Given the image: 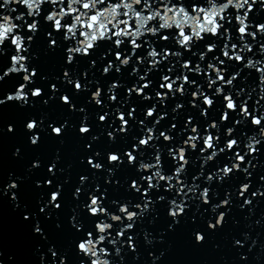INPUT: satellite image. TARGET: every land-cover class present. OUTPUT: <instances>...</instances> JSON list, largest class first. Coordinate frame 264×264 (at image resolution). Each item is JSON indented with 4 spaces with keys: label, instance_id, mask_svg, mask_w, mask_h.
<instances>
[{
    "label": "water",
    "instance_id": "obj_1",
    "mask_svg": "<svg viewBox=\"0 0 264 264\" xmlns=\"http://www.w3.org/2000/svg\"><path fill=\"white\" fill-rule=\"evenodd\" d=\"M249 2L251 3V0ZM0 4H3V0H0ZM7 7L16 8L17 11L9 12L0 8V15L15 17L24 13L25 18L31 23V18L27 17V10L22 5L10 4ZM44 7V13L38 18L39 30L33 36L32 41L28 42V52L23 53L29 58V69H35L38 73L33 77V83L27 85L28 102L7 100V96L14 95L19 85L24 83L22 74H9L0 80V100L5 101L0 105V264H52L53 257L49 248L57 252L56 264H59L60 257L65 259V264H80L81 260L84 264H90L88 258L80 254L75 247L80 233L72 227V217L77 216V219L84 221L86 225L94 219L83 206L89 202L88 194L93 192L97 186L101 191L106 190L105 206H110V202L114 200L121 203L128 200L133 203L137 202L138 194H135L129 185L140 175L137 171L139 161L134 165L128 164L124 153L131 150V145L135 142L134 137L138 141L145 134V129L139 121L144 120L146 126L152 127L155 118L167 113L160 124L155 125L156 134L166 131L177 140H182L189 134L181 135L185 119L191 115L200 121L203 132L204 118L199 115V109L192 108L189 103L192 100L191 92L195 91V86H187L188 91L185 96L181 97L177 93L174 99H169L164 104H161L155 97V92L150 90L146 91L153 96L151 101H143L135 93L128 96L127 89L137 80L136 76L130 75L132 66L135 65L139 69V75H143L149 65L147 62L143 65L136 64V57H132V64L126 68L122 67L121 73H117L113 67L108 74H105L103 69L109 60L114 64L119 63L115 60L114 54L103 58L105 51L110 47L108 44H101L90 56L77 55L75 62L68 64L66 49L70 45L63 40V32L59 34L53 32V38L57 39L58 47H50V38L47 33L52 29L50 24H46L43 20V15L51 10V5ZM230 11L234 17L235 10L230 9ZM249 15L253 25L250 31L255 32V25L264 24V7L261 6V0H257ZM16 23L22 22L16 21ZM233 24H235L234 19ZM21 34L25 37L32 35L27 31L26 26ZM145 39L149 41L155 39L158 42L157 47L163 43L159 42L158 37L148 36ZM208 42L209 40L206 39L203 43L194 46L195 56L179 49L174 41H170L168 47L172 51L179 50L183 53L181 62L183 59L191 58L192 65L195 66L200 50H204L203 44ZM247 42L254 49V54L248 53L247 55L253 56V59H264V54L259 52L260 45L264 43V36L257 33L256 41L248 37ZM220 44L222 45V42ZM125 47L127 54L130 55L131 49L127 46V42ZM15 54V48L9 41L3 51H0V75L11 67V57ZM216 54L219 55L218 50ZM212 55L209 53L206 60L200 62L205 70H207L206 64ZM93 60L95 65L92 64ZM212 62L215 63V61ZM168 66L167 63H162L160 70L172 75L167 72ZM236 67L239 68L242 65H236ZM65 71L69 72L74 82L79 80L85 88L77 91L74 84L67 83L64 78ZM232 71L233 69L229 68L228 74ZM243 74L241 73L242 76ZM150 78L158 90L159 71L153 69ZM191 79L196 80L197 84L202 85L203 89L211 95L213 90L207 89L202 76L193 75ZM113 82L120 84L119 88L113 90L118 97L116 101L108 98L110 95L108 87ZM138 83H143V81ZM236 83L239 84V80ZM52 85H55V91ZM37 87L42 90V95L32 97L31 90ZM97 87H100L103 92L101 105H96L91 99ZM258 94L259 88L253 94V100L249 101L250 107L258 98ZM63 95L71 98V105L65 104L60 99ZM177 103L183 104L184 107L173 113L172 109ZM196 103L200 104V108L204 107L202 98ZM261 104H264V101H261ZM153 105L156 107L154 118L145 119V110ZM117 108L121 109L126 116L131 108L136 109L135 119L129 120L130 127L127 135L117 131L120 127V121L116 119L115 110ZM223 110V105L218 102L216 108L209 110L208 121L215 119L219 122V116ZM105 113H108L107 120L101 122L99 116ZM232 115V120L221 124L220 133L214 132L216 135H221L217 149L224 145L225 140L222 135L224 129L234 126V119H239L235 114ZM33 120L39 127L29 131L26 125ZM82 122L90 128V132L86 135L79 132ZM173 123L177 124L176 129H171ZM61 126L64 127L63 134L55 135L52 127ZM235 127L239 134L241 126ZM9 128L12 130L9 131ZM109 132L114 134V140L108 138ZM244 132L247 135L258 133V129L251 127L250 118ZM33 136L39 137L35 145L31 142ZM239 138L241 140L239 150L243 155L247 151L244 148L247 140L244 135H239ZM89 144L91 148L88 147ZM156 147L163 150L167 164L170 160L166 151L169 145L161 137ZM199 147H203L202 140ZM199 147L197 150L188 149L190 163L187 165V178L189 183L192 182L191 177L199 172L204 163V157L210 154L208 152L201 154ZM257 147L259 148L258 153L246 156V161H251V166L247 163L242 165V167H248L251 173L248 181L244 180L243 173H235L225 178L223 182L214 180L210 185L203 183V177L199 181L201 188L209 186L217 194L213 196L212 203H218L223 199L226 191L233 192L231 205L218 210L226 212V220L222 226H218L214 231L207 228L208 219L211 218L215 223L218 212L212 213L208 205H200L198 193L196 196L189 193L187 197L189 206L185 215L180 217L181 223L176 225L174 230L169 229L172 220L168 216L166 201L158 202L154 211L146 213L142 220L137 222L134 232L127 233L124 237L126 241L127 235H135L136 252L131 251L126 242L121 245L118 241L117 247H121L122 250L120 256H116L115 250L109 246L112 251L110 259L113 264H264V196L259 195V192H264V180H261V177H264V139H261ZM112 152L121 156L123 161L121 165L109 164L107 156ZM154 152L155 148L150 146L146 154H154ZM96 153L100 155L97 156ZM227 155L231 156L232 153L227 152ZM89 158H92L94 163L103 164L104 167L100 170L93 169L88 164ZM224 160L225 154H221L215 163L204 164L205 176L209 172H215L217 166L223 167ZM34 164H38L39 167H34ZM50 167H53L51 173L48 171ZM109 169H113L111 174ZM82 176L88 178L83 184L81 183ZM49 180L52 182L50 185L46 183ZM242 182H250V190L246 198L252 200L250 206L244 205L243 208L240 207L243 204V198L238 199L236 194ZM12 183H15L17 188H9L8 186ZM78 187L82 192L79 197L74 195ZM58 190L60 198L57 202L61 204L59 209L55 208L54 204L48 203L50 194ZM253 192H257V195L253 196ZM163 194L168 198L172 195ZM179 199L180 197H177L178 201ZM193 200L197 202L193 203ZM41 208L44 209L43 212ZM25 216L28 218L25 219ZM193 218H195V223L192 222ZM37 224L42 230L41 233L34 231ZM194 231H200L206 237L202 244L195 241ZM145 234L152 241L151 244L145 242ZM237 240L241 241L242 246L235 243ZM241 257H246V259H241Z\"/></svg>",
    "mask_w": 264,
    "mask_h": 264
},
{
    "label": "snow or ice",
    "instance_id": "obj_2",
    "mask_svg": "<svg viewBox=\"0 0 264 264\" xmlns=\"http://www.w3.org/2000/svg\"><path fill=\"white\" fill-rule=\"evenodd\" d=\"M255 3L257 0H251V3L249 0H3V4H0V8L9 12H15L17 9H9L8 5H22L27 10V17L31 18V23H29L24 13L15 17L0 15V51H3L4 46L10 41L16 53L11 57V67L3 71L0 80L9 74H22L24 81L19 85L14 95L7 96L8 101L28 102L27 85L33 83V77L38 73L35 69H29V58L23 53L28 52V42L32 41L33 36L39 30L38 18L44 13L45 5H51V10L43 15V20L46 24H50L52 29L47 33L50 38V47H58L57 39L53 38V32L57 34L63 32V40L70 45L66 49L68 64H73L77 55L90 56L101 44H108L110 47L105 51L103 58L114 54L115 60L119 63L114 64L109 60L103 69L105 74H108L113 67L117 73H121L122 67L126 68L132 64V57H136V64L143 65L147 62L149 65L143 75H139V69L135 65L132 66L130 75L136 76L137 80L127 89L128 96L135 93L143 101H151L153 96L146 91L150 90L154 91L158 101L164 104L165 101L174 99L177 93L181 97L185 96L188 91L187 86H195V91L191 92L192 100L189 103L192 108L199 109V115L204 118L203 132L200 121L191 115L185 119L184 127L181 129V135L189 133L182 140H177L166 131L156 134L155 125L160 124L167 113L155 118L152 127L146 126L144 120L139 121V124L145 129V134L138 141L134 137L135 142L132 143L131 150L124 153L127 156L128 164L134 165L139 161L137 171L140 175L138 179H133L129 185V188L138 194L137 202L133 203L128 200L121 203L114 200L110 202V206H105L106 190L101 191L97 186L93 192L88 194L89 202L83 206L94 219L86 225L84 221L78 220L77 216L72 217V227L80 233L75 247L80 254L88 258L90 264H113L110 259L112 251L109 246L115 250L116 256H120L122 249L117 247L118 241L121 245L126 242L128 248L136 252L135 235H127L126 241L124 237L127 233L134 232L137 222L141 221L146 213L154 211L158 202L166 201L168 205V216L172 220V224L169 225L170 230H174L175 226L181 223L180 217L185 215L189 206L187 203L189 193L193 196L198 193L200 205H208L212 213L218 212L215 223L211 218L208 219L207 228L209 230L214 231L225 222L226 212L218 210L231 205L233 192L226 191L223 199L218 203H212L213 196L217 194L209 186L201 188L199 181L203 177V183L210 185L214 180L223 182L225 178L231 177L235 173H243L244 180L248 181L251 173L248 167H242V165L247 163L251 166V161H246V156L258 153L257 146L261 143V139H264V104H261V101H264V59H253V56L247 55L248 53L254 54V49L247 42V38L251 37L253 41H256L257 33L264 36V24L255 25V32L250 31L253 25L249 13L253 11ZM261 6L264 7V0H261ZM230 9L235 10L234 17ZM233 19L235 24H233ZM16 21L22 23H16ZM25 26L32 35L25 37L21 34ZM148 36L158 37L159 42L163 43L157 47L158 42L155 39L153 41L145 39ZM206 39L209 42L203 44L204 50H200L195 66L192 65L191 58L183 59L181 62L183 53L179 50L172 51L168 47V43L174 41L179 49L195 56L194 46L203 43ZM126 42L131 49L130 55L127 54ZM73 44L75 46H71ZM217 50L219 55L216 54ZM259 52L264 54V43L260 45ZM209 53L213 55L206 64L207 70H205L200 62L205 61ZM162 63L169 65L167 72L172 75L165 74L160 70ZM92 64L95 65L94 60ZM236 65H242V67L237 68ZM229 68L233 69L231 74H228ZM153 69L159 71L158 90L150 78ZM241 73H244L243 76ZM193 75L204 78L207 89L213 90L211 95L203 89L202 85L197 84L196 80L191 79ZM64 78L67 83L74 84L77 91L85 88V85L79 80L74 82L68 71L64 72ZM238 80L239 84L236 83ZM139 81H143V83H138ZM119 87L120 84L116 82L109 85V100H117L118 97L113 90ZM52 88L54 91L56 90L55 85H52ZM257 88H259L258 98L250 107L249 101L253 100V94ZM246 89L249 90L246 91ZM41 95L40 88L31 90L32 97ZM102 95V89L97 87L96 91L92 93L91 99L96 105H101ZM242 97L244 98L242 99ZM201 98L203 108H200V104L196 103ZM60 99L65 104L71 105L69 96L63 95ZM4 102V100H0V105ZM218 102L223 105L224 109L220 113L219 122L215 119L208 121L209 110L216 108ZM183 107V104L177 103L172 111L176 113ZM115 111L116 119L120 121L117 131L127 135L130 127L129 120L135 119L136 109L131 108L127 112V116L119 108ZM155 112V105L148 107L144 113L145 119L154 118ZM232 114L238 116L239 119H234V126L224 129L222 133L225 140L224 145L217 149L221 135H216L214 132L220 133L221 124L232 120ZM107 115L108 113L100 115L99 120L106 122ZM249 118L251 127L258 129V133L247 135L244 132V128L249 124ZM235 126H241L239 134L236 132ZM26 127L32 131L39 125L33 120L29 121ZM176 128V123L171 124V129ZM11 130L9 128V131ZM63 131V126L52 127V132L57 136L62 135ZM79 132L86 135L90 132V128L82 122ZM239 135H244L247 140L244 144L247 151L243 155L239 150L241 145ZM161 137L169 145L166 151L170 160L167 164L163 150L156 147L157 141ZM108 138L114 140L115 136L109 132ZM38 139L39 137L33 136L32 144H37ZM93 139L96 138L93 137ZM201 140L203 147H199ZM150 146L155 148L154 154H146ZM88 147L91 148V145L89 144ZM198 147L201 154L206 152L210 154L204 157V163L199 172L191 177L192 182L189 183L187 178V165L190 163L188 149L197 150ZM227 152H231L232 155L228 156ZM221 154H225L223 167L217 166L215 172H209L205 176L204 164L215 163ZM96 155L100 154L96 153ZM107 159L112 165L119 166L123 163L121 156L115 152L109 153ZM88 164L96 170L104 167L101 163H94L92 158L88 159ZM33 166L39 167L38 164ZM53 167L48 169L50 173L53 171ZM108 171L111 174L113 169ZM87 179L82 176L81 183L83 184ZM261 180H264V177H261ZM106 182L110 183L111 181ZM46 183L50 185L52 182L49 180ZM8 187L15 189L17 185L12 183ZM249 190L250 182H242L239 185L236 194L238 199L243 198L241 208L244 205L252 204V200L246 198ZM96 192L100 194L96 195ZM163 193L172 194L171 198L166 197ZM81 194V189L78 187L74 195L79 197ZM252 195L256 196L257 192H253ZM259 195L264 196V192H259ZM177 197H180L179 201ZM59 198L60 191H53L48 203L54 204L55 208L59 209L61 207V204L57 202ZM196 202L193 200V203ZM43 211L44 209L41 208V212ZM27 218L25 216V219ZM192 222L195 223V218L192 219ZM34 231L41 233L39 224L35 226ZM193 235L198 244H202L206 239L200 231H194ZM145 242L152 243L147 234H145ZM235 243L241 245L239 240ZM49 252L53 257L52 264H56L57 252L53 248H49ZM241 259H246V257H241ZM59 264H65L63 257L59 258ZM80 264H84L83 260Z\"/></svg>",
    "mask_w": 264,
    "mask_h": 264
}]
</instances>
